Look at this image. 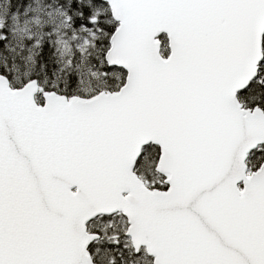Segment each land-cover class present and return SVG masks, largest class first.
Returning <instances> with one entry per match:
<instances>
[{"label": "snow or ice", "instance_id": "obj_1", "mask_svg": "<svg viewBox=\"0 0 264 264\" xmlns=\"http://www.w3.org/2000/svg\"><path fill=\"white\" fill-rule=\"evenodd\" d=\"M0 264H264V0H0Z\"/></svg>", "mask_w": 264, "mask_h": 264}]
</instances>
